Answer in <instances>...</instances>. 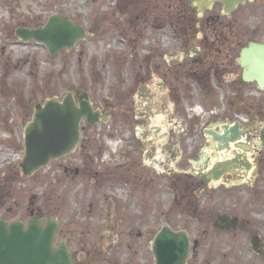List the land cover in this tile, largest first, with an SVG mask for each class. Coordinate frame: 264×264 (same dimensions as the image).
Wrapping results in <instances>:
<instances>
[{"label":"rangeland","instance_id":"rangeland-1","mask_svg":"<svg viewBox=\"0 0 264 264\" xmlns=\"http://www.w3.org/2000/svg\"><path fill=\"white\" fill-rule=\"evenodd\" d=\"M93 1L0 0V221H22L27 225L32 219L29 210L48 212L52 219L57 218L61 223L59 231L62 238L74 231L79 238L74 240V244L88 242L87 245L93 244L94 249L105 256H117L122 254L119 247L125 242L118 232L121 225L118 222L119 202L131 204L129 212L137 218L141 216L139 195L135 194L134 201L129 189L133 185L139 186L141 191L147 187L159 188L156 201L166 204L169 210L174 198L170 179L177 173H185L184 176L189 177L195 170L191 156L195 136L185 137L179 147L182 128H178L158 138V141H150L151 131L144 124L146 107L137 98L138 89L148 74V59L145 56L149 48L162 46L169 60L179 52V44L170 33L159 37L154 36L156 32H150L152 24L156 23L154 27L160 24L152 15L160 12H165L161 14L163 16L168 14L162 11L166 9L165 0L164 8L157 6L161 0ZM115 7L121 11L116 17L122 20L139 19L147 15V7L151 9L149 24L134 20L137 22L136 26L134 23L135 30L141 33L144 28L147 35L141 40L136 38L130 50L129 43L122 35L105 32L107 29L91 33L93 21L104 16V13L115 11ZM222 9V5L217 4L213 10L219 12ZM55 14L66 16L74 24L82 26L86 30L84 40L70 50L60 51L55 57L42 44L18 41L21 39L15 33L19 28L38 30ZM256 18L252 14L246 19L251 28L261 25ZM193 26H196V22ZM192 37L193 34L190 35ZM195 38L191 41L192 45ZM218 89L217 110L224 114L223 108L228 97L223 101L222 88ZM70 91L74 92L76 98L88 92L95 110L110 115L111 121L114 117L116 122L118 116L120 125L115 132L110 123L89 128L91 148L84 155L78 153L77 148L68 157L52 162L51 168L39 173L49 181L38 183L34 177H25L20 168L25 154L24 130L37 104H43L51 98L61 100ZM257 91L255 86L250 85L246 105H257ZM128 105L130 111H126ZM174 108V102L168 105L170 121L172 115L177 117L172 112ZM197 112L191 115H197ZM242 117L248 119L247 116ZM249 119L252 120L253 116L250 115ZM136 120L139 121L138 125H134ZM223 122V119L219 121ZM82 125L85 126V123ZM137 134L139 136L135 137ZM164 136L168 137L161 142ZM244 141L250 143L252 148L249 154L252 172L242 178L228 175L208 187L190 175L189 178L195 179V184L184 190L185 196L182 192V204H188L189 208L171 221L165 220L157 210L153 216L150 211L146 225L137 223L132 226L131 241L137 243L141 233L152 244L156 234L167 226L176 232H186L192 247L195 241L199 242V248L190 253L187 264H264V161L263 158L259 161V171L255 158L260 150V146L255 144L260 142L257 136L253 133ZM86 158L91 162L89 167L93 174L81 176L86 169ZM97 158L101 162H97ZM128 158L135 160L133 169L137 173L129 180L133 183L131 186L128 180L118 179L112 184H101L105 174L104 170L99 169V165L104 164L102 160H124L123 163L129 165ZM141 164L147 166L148 170ZM66 169L72 172L68 176L65 174ZM77 170L80 171V177L76 174ZM144 170L150 173L140 177ZM73 175L78 178H67ZM237 182L243 184L236 187ZM34 196L37 199L33 201ZM222 214L237 218V228L228 231L215 228V219ZM255 236L261 238L260 255L252 250L251 242ZM80 237L89 241L82 242ZM124 258L127 256H122L121 261Z\"/></svg>","mask_w":264,"mask_h":264},{"label":"flooded vegetation","instance_id":"flooded-vegetation-1","mask_svg":"<svg viewBox=\"0 0 264 264\" xmlns=\"http://www.w3.org/2000/svg\"><path fill=\"white\" fill-rule=\"evenodd\" d=\"M134 1L137 2V0ZM186 1L190 5L189 1ZM190 6L192 7V5ZM214 7L215 6L211 9H207L204 14H199L192 7L194 9V22H196V26L188 29L187 34L185 33L187 31V29L186 31L184 30L185 28L181 29L179 32L168 28L167 22L163 20L168 14L166 16L161 15L165 12H160L155 16L152 15L159 20L158 23L160 24L157 27H154L156 23L154 25L152 24L150 32H156L154 36L159 37H164L163 34L168 35L170 33L179 44V52L175 54V57L172 56L171 60H169L165 48L162 46L153 48L151 46L148 54L145 56V58L148 59V74L145 78V82L138 89V94L143 96L141 105L146 107L144 124L147 125L149 131H151L150 141L152 139L158 141V138H161V126H155L156 124L165 125L169 123V131L182 128V133L179 137V147L181 146V141L185 137L195 136L194 152L191 155L194 159L192 165H194L195 170H193V173L190 175L195 176L197 179H199L200 173L207 174L216 161L215 152L212 147L213 136L208 135L206 132L209 131L215 134L221 133V127L224 125L233 126L236 122H239L242 126V131L248 129L247 137L254 133L261 142L257 157L255 155L259 171V161L262 158L264 161V125H261L262 123L264 124V90L259 89L258 85L255 83L249 84L244 81L243 78L250 74V70L247 66L244 67L240 62L242 51L245 48H249L250 43L264 44V0H246L244 5L239 6L236 11L228 14H226L223 9L217 12L213 10ZM179 14L180 20L184 21L185 19L183 18H185V13L181 11ZM252 14L257 16L256 19L258 21L260 20L261 25L257 26V28H251L248 21H246ZM250 31H252V34H250ZM191 34H193L192 38H190ZM194 38L195 42L194 45H192L191 41ZM232 78L235 79L233 80ZM250 85L255 86L258 90L257 94L259 98L256 106H248L245 104ZM217 87L220 89L222 88L221 94L223 95V101L228 97V102L225 101L226 105L223 108L224 114H220L217 110L216 96L220 93ZM173 102L175 108L172 112L173 114H177V117L172 115L173 119L170 121V113L167 114V108L168 105ZM197 110L199 112H197ZM192 112H197L198 114L191 115ZM250 115L253 116L252 120L249 119ZM242 116H247L248 119H244ZM221 119H223V123H219ZM258 123L261 124L259 125ZM138 124L139 121L136 120L134 125ZM249 127H251V129H249ZM89 128L93 129V126L89 124L83 127V134L86 135L77 149L79 150L78 153L82 155L91 148L92 141L89 138ZM136 136L138 137L139 135L137 134L135 137ZM167 137L168 136H164L161 142ZM256 143L258 142H255V144ZM237 150L239 151V149ZM232 158L235 157L233 156ZM111 161L112 159L102 160L104 164H100L99 169L104 170L103 172H113L116 177L113 181L101 182V184L115 183V181L117 179L120 180L122 176L124 178L128 177L126 180H128V185L131 186L133 184L130 182L132 180L131 176L137 175L136 171L133 169L135 160L128 158L129 165L123 163L124 160L115 162V159L113 162ZM85 162L86 169L84 175L81 176H87L88 174L92 175L93 173L89 167V163L91 162L88 161L87 158ZM97 162H101V160L97 158ZM141 165L144 169L148 170L147 166ZM147 170H144L139 176L142 177L144 173H150ZM236 170L238 172L236 176L238 177L242 178L248 175L244 167ZM40 172L41 171H38L34 175L36 182H48L49 179L46 176L41 177V175H39ZM70 172L69 169L65 170L67 176ZM76 174L79 176L80 171L77 170ZM179 174L185 175V173H177L175 176ZM97 175L96 173L95 176ZM67 178L75 180L78 177L73 175ZM202 184L206 187L209 186L205 183ZM139 188V186L133 185V188L129 189V191L133 193L134 201L135 194L138 193L139 195V210H141V216L135 218L134 215L129 212L131 204L119 202L118 211L120 214L118 222L121 225H119L120 229L118 232H120L119 237L125 238L123 246L119 247L122 251L121 255L115 256L110 254L109 256H105L101 251L95 250L92 246L93 244L87 245L88 242L86 241L89 240H85V238L82 237H80L81 241L86 243H81L80 245L74 244V240L77 241V239H79L74 231H71L69 235L62 238L59 231L61 223L57 218L54 220H57L59 227L56 233L54 247L58 249L60 244L65 242L70 255L71 264H155L152 244L147 241L144 234L139 233L137 243L131 241L133 235L132 226L137 223L146 225L149 218L148 213L151 211L153 216L156 210L161 212L159 215L165 220L171 221L174 217L173 215L168 217V214L170 210L173 211V207L168 210V208L165 207L166 204L162 205L156 201L159 188L152 189V187H147L143 189V191ZM32 199L34 201L37 198L34 196ZM38 200L40 199L38 198ZM90 207L92 210V206ZM29 212L31 218L38 217L42 220L44 227L52 220L48 212L41 210L36 212L35 209L29 210ZM180 212L181 213H177V215H182L183 211L180 210ZM109 223L110 222H108V224ZM195 243H197L198 249L199 242L197 241ZM130 253L132 254L128 255ZM122 256H127V258L121 261Z\"/></svg>","mask_w":264,"mask_h":264},{"label":"water","instance_id":"water-1","mask_svg":"<svg viewBox=\"0 0 264 264\" xmlns=\"http://www.w3.org/2000/svg\"><path fill=\"white\" fill-rule=\"evenodd\" d=\"M188 1L199 14H204L215 3L223 4L226 14L245 3V0ZM85 35L84 28L74 25L67 17L59 14L52 16L47 24L38 30L16 31V37L24 41L35 40L47 46L52 56H56L62 50L73 48ZM240 62L250 70V74L243 78L244 81L256 83L264 90V44L250 43L249 48L242 51ZM100 119L105 123L108 121L106 116L93 109L87 93L75 100L74 94L70 92L61 101L54 98L36 105L32 120L24 131L25 155L20 164L23 175L32 176L38 170L47 167L51 161L69 155L80 142L82 121L98 124ZM221 130V133L217 134L206 132L213 136L212 145L217 146L216 157L219 159L207 174L200 173V180L206 184L220 182L226 175L238 173L236 169L241 167L247 172L252 168L248 156L231 148L234 145L235 148L249 151V146L240 144L248 129L242 131L241 124L236 122L233 126H222ZM229 150L235 158H221L220 154ZM238 223L237 218L222 214L217 217L214 226L229 230L237 228ZM57 229L56 221L50 220L48 225L43 227V221L38 217L34 218L27 228L22 222L8 225L1 221L0 264H71L65 242H62L58 249L54 248ZM260 242L258 236L252 240L253 249L257 253H261ZM152 250L156 264H186L190 254V239L184 232L176 233L164 228L155 238Z\"/></svg>","mask_w":264,"mask_h":264},{"label":"trees","instance_id":"trees-1","mask_svg":"<svg viewBox=\"0 0 264 264\" xmlns=\"http://www.w3.org/2000/svg\"><path fill=\"white\" fill-rule=\"evenodd\" d=\"M97 1V0H94ZM93 1V2H94ZM162 5V6H161ZM158 7L164 8V0H161V2L157 3ZM165 10L162 11H166L168 12V16L166 17V22H167V27L170 29H174L176 30V32H179L181 29H184L186 31V34L188 33V29L193 28V24L195 16H194V9L188 4V2L186 0H165ZM101 9V7H100ZM116 10H112L110 11L108 14L104 13V16H101L100 18H97L93 21L94 25L92 28V32L93 34L99 33L104 29L105 32H109V33H115L118 36H123L125 41L129 43L128 45V50H130L132 48V46L134 45V42L136 40V38H138L139 40L143 39V37L145 35H147L144 32V28H142V32H138L135 30V26L137 24V22H135L134 20L137 19L138 23L147 25L149 24L150 21V17H148V15L146 16H141V18H134V20L132 18L130 19H126V20H122V19H118L116 16L118 14V12L120 13L121 11L119 10L118 7L115 8ZM151 9L147 7L146 11L149 13ZM183 11L185 14V19L184 21L180 20V12ZM147 13V14H148ZM107 15V16H106ZM106 16V17H105ZM135 23V26H134ZM103 28V29H102ZM104 32V33H105ZM137 34V35H133V34ZM132 41V44H131ZM121 107V106H120ZM126 111H130V107L129 105L126 108ZM125 111V113H126ZM133 111V110H132ZM116 122L114 121V128L117 129V127L120 125L118 123L119 118L117 116V118L115 119ZM128 120V118H127ZM108 173H113V172H109L106 171ZM104 174V179H103V183L105 182H109V181H113L115 179L114 175L112 174H108L106 173ZM110 178V179H109ZM121 179H128V178H124L121 176ZM192 181V182H191ZM170 182H172L170 184V188L172 189V192L174 194V203H173V211H171L168 214V217H171L173 214L176 213H180L181 211H184L185 209L189 208L188 204L186 206L183 205V199H182V192L183 195L185 196V192L184 190H187V188H191L194 186L195 184V179H191L189 177L186 176H176L173 179H170ZM202 184V183H200ZM185 199V198H184Z\"/></svg>","mask_w":264,"mask_h":264},{"label":"bare ground","instance_id":"bare-ground-1","mask_svg":"<svg viewBox=\"0 0 264 264\" xmlns=\"http://www.w3.org/2000/svg\"><path fill=\"white\" fill-rule=\"evenodd\" d=\"M245 1H246V0H245ZM168 125H169V123L167 124V127H168ZM162 127H163V130H164V128H165V125H163ZM166 132H167V131H166Z\"/></svg>","mask_w":264,"mask_h":264}]
</instances>
